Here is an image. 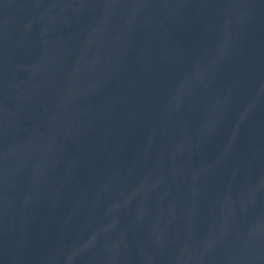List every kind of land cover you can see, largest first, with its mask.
Instances as JSON below:
<instances>
[{"label":"water","instance_id":"95a60500","mask_svg":"<svg viewBox=\"0 0 264 264\" xmlns=\"http://www.w3.org/2000/svg\"><path fill=\"white\" fill-rule=\"evenodd\" d=\"M0 264H264V0H0Z\"/></svg>","mask_w":264,"mask_h":264}]
</instances>
